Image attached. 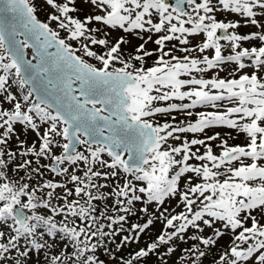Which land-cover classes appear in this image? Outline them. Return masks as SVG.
I'll return each instance as SVG.
<instances>
[{
  "label": "snow or ice",
  "instance_id": "1",
  "mask_svg": "<svg viewBox=\"0 0 264 264\" xmlns=\"http://www.w3.org/2000/svg\"><path fill=\"white\" fill-rule=\"evenodd\" d=\"M44 3L41 19L36 0H0V264H107L101 251L137 264L205 226L190 239L231 245L211 264H264V0H85L95 12L83 18L76 0ZM218 12L261 30L239 34ZM17 125L36 135L26 148ZM173 198L183 210L160 213L162 234L117 261L109 243L121 252L153 225L117 243L134 202ZM183 252L191 264L207 255Z\"/></svg>",
  "mask_w": 264,
  "mask_h": 264
},
{
  "label": "rangeland",
  "instance_id": "2",
  "mask_svg": "<svg viewBox=\"0 0 264 264\" xmlns=\"http://www.w3.org/2000/svg\"><path fill=\"white\" fill-rule=\"evenodd\" d=\"M197 2H201V0H197ZM213 3H216V0H213ZM36 5H37V8H38V15H39V17L41 19H45L46 18V14L53 11L49 6H47L44 3V0H36ZM76 7L79 9V11L77 13H74V15H78L81 18H83L85 15L93 14L95 12V9L92 7V5L90 3H85V0H76ZM187 11H191V7L190 6L187 9ZM216 15H217L218 19H222V20H224L226 22L229 21V20L233 21V22H235L237 20H240L242 26L239 27L238 29H235V31H237L239 34H248V33L252 32V31L261 30V29H258L256 26L244 25V23H243L244 18L240 17L238 14L228 13V12H218V13H216ZM258 19H260L261 23H264V17H258ZM229 31H233V30L230 29ZM122 34L123 33L113 32L112 35L109 37V39H114L117 35H122ZM217 34L219 35V31H218ZM62 35H63V33H62ZM129 38H131V37H129ZM140 42H141L140 40L132 39V44L133 45H138ZM200 42H202V36H200V35L196 36L195 39L192 41L193 44L200 43ZM221 42H222L221 43L222 45H227V43H228L227 41H221ZM250 43L252 45H257L260 42L259 41L243 42L242 46L248 47L250 45ZM93 47H95V46H93ZM147 47L149 49H151V48H154L155 45L152 44V43H149L147 45ZM97 50L99 51V49H97ZM230 51H231L230 47H226L224 49L225 54H228ZM92 62H95V61H92ZM148 63L151 64L152 61L150 60V61H148ZM228 67H234V65H229ZM211 75H214V73L210 71L207 74V77H210ZM220 75L222 77L226 76L227 75V70H225L224 72H221ZM199 110H204V109H199ZM174 115H176V114L174 113ZM177 119L181 120V119H183V117L181 115H178ZM189 119H191V118H189ZM16 131H17V135L19 137V140L26 141L25 148L27 146L31 145L32 142L36 140L35 133H33V132L29 131V130H26V129L21 131V127L19 125L16 126ZM213 131H220L221 133H225L227 131V129H213ZM188 136H189V138H192L193 134H188ZM199 138H202V137H199ZM227 138L229 140V144H239V143L243 142V137L242 136H236L235 138H231V137H227ZM210 143L213 145L214 151L218 152L220 150L219 149V144H220L219 140H217L215 142H210ZM195 147H200L201 152H203L205 150L203 148V146H194V148ZM9 149L10 150H16L18 152L23 150V149L20 148V145L18 144L16 136H14L12 138V140L10 141ZM55 151L57 152V154H59V149H55ZM105 158H107V157H105ZM22 159H32V160H34V157H32L31 155H29L27 157H23V158L18 156L17 157V162H22ZM41 163L42 164H47V163H50V161L42 159ZM32 166L36 167L35 162L33 163ZM21 175H23V172H21ZM45 176L47 178H53V174L50 173V172H46ZM55 179L59 180V179H61V177H55ZM109 183H111V181H109ZM69 186L71 187V185H69ZM105 191H107V190H105ZM177 199L178 198H173L171 200H168L166 202V204L163 205V206H158L156 203L145 205L143 202H134L133 210H135L137 212V215H136L137 218H139L138 214H140L142 218L145 217V219H144L145 221L147 219H152L153 220V225H151L149 227V229L145 230L144 233H140L141 236H139V238H142V239L136 241L135 242L136 244L138 242L144 243V242H146L147 238H149V237L156 238V236H154V235H157V237H158L160 234H162V232L165 229L166 221L163 219V217H161L160 213L163 212L165 208H167L168 211L165 212L164 215L170 217L171 215H174V214L182 211L183 210V206L177 204ZM108 203L110 204L111 201H108ZM145 206H147L148 211L147 212L141 211V209L143 207H145ZM262 222H264V220H262ZM140 224H142V223H140ZM131 225H133V224H130V222L127 221L124 224L125 232L122 233V234L128 235V234L134 233V231L131 230ZM172 230L173 229H168V231H172ZM212 232H213V229L212 228H208L206 226L204 227V231L202 233L201 232H197L195 229L189 228L188 232L184 234V236H185L184 240H180L178 238H174L170 242L169 245H161L160 248H159L160 249L159 251H157L156 253L150 254L148 257L145 258V260H147V262H148L151 259H153L154 257H160V261H161L162 264L165 263V262H167L166 264H184L185 261H187V260L191 264V261L188 259L189 253L183 252L185 244H189V246H190L189 249H192L194 246H198L200 250L203 249V251L207 252L206 257L201 258L200 260H198L197 264H205V263L211 264V262L213 261L214 257L218 256L219 252L224 247H230L231 246L230 245L229 235H225L223 238H220L218 240V243L216 245H214V246H204V245H202V243L200 241L192 240V239H190V237L192 235H194V234L207 237V236L211 235ZM136 233L137 232L135 231V234ZM122 234L118 235L116 237L117 243H119V241L121 240ZM143 236L145 237V239H144ZM128 244H134V242H131V243H128ZM108 246H109L110 250L112 248H115V245H113V247H112L111 243H109ZM169 246H175L176 251L174 253H167L166 250H167V248ZM182 256L184 257L183 261L181 259ZM101 259H105L107 264H113L112 257L108 253H104V252L101 251ZM116 260H117V258H116ZM176 261H177V263H176Z\"/></svg>",
  "mask_w": 264,
  "mask_h": 264
},
{
  "label": "trees",
  "instance_id": "3",
  "mask_svg": "<svg viewBox=\"0 0 264 264\" xmlns=\"http://www.w3.org/2000/svg\"><path fill=\"white\" fill-rule=\"evenodd\" d=\"M136 215H137V212L135 210H133L132 213L129 214L127 221L130 222V224H137V223H139V224L142 223L143 224L144 222H146L144 220L145 217L142 218L141 215L138 214V217L139 218H137ZM133 231H134V233L128 234V235H136V234H138V230H133ZM135 231L137 232L136 234H135ZM122 235H126V234H122ZM139 236H141L140 233H139ZM154 236H156V238L149 237V238L146 239V242H144V243L138 242L136 244L135 243L136 241H135L134 244H128L125 248L122 249L121 252H116V248H112L111 251L114 252V253H116L117 261L120 260V257L121 256H123L125 258H128L130 255H134V252L137 251V250H139V248L146 247L149 243L155 241L157 239V235H154ZM140 239H142V238H139L138 240H140ZM144 239H145V237H144ZM129 243H131V242H129ZM113 245L114 244H112V247H113ZM189 247H190L189 244H185L184 249H189ZM159 250L160 249H158L157 251H159ZM201 250H203V249H201ZM145 258H142L141 261L137 262V264H162L161 261H160V257H154L153 259H151L148 262H147V260H145ZM166 263L167 262H165L163 264H166ZM176 263H177V261H176ZM187 264H190L188 260H187ZM205 264H209V263H205Z\"/></svg>",
  "mask_w": 264,
  "mask_h": 264
},
{
  "label": "water",
  "instance_id": "4",
  "mask_svg": "<svg viewBox=\"0 0 264 264\" xmlns=\"http://www.w3.org/2000/svg\"><path fill=\"white\" fill-rule=\"evenodd\" d=\"M6 17H7L6 22H8V23L13 22V21H11V17H12V14H11V13H7V14H6Z\"/></svg>",
  "mask_w": 264,
  "mask_h": 264
},
{
  "label": "flooded vegetation",
  "instance_id": "5",
  "mask_svg": "<svg viewBox=\"0 0 264 264\" xmlns=\"http://www.w3.org/2000/svg\"><path fill=\"white\" fill-rule=\"evenodd\" d=\"M189 8V5H187V3H186V7H185V9H188Z\"/></svg>",
  "mask_w": 264,
  "mask_h": 264
}]
</instances>
